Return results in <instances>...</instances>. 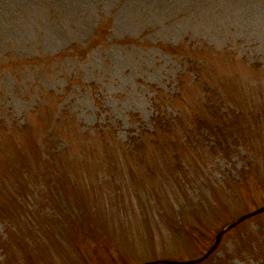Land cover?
<instances>
[{
	"label": "rangeland",
	"instance_id": "374dc122",
	"mask_svg": "<svg viewBox=\"0 0 264 264\" xmlns=\"http://www.w3.org/2000/svg\"><path fill=\"white\" fill-rule=\"evenodd\" d=\"M263 207L264 0H0V264L197 260ZM198 264H264V213Z\"/></svg>",
	"mask_w": 264,
	"mask_h": 264
},
{
	"label": "water",
	"instance_id": "95a60500",
	"mask_svg": "<svg viewBox=\"0 0 264 264\" xmlns=\"http://www.w3.org/2000/svg\"><path fill=\"white\" fill-rule=\"evenodd\" d=\"M264 213V207L247 215L242 216L241 218H239L237 221L233 222L232 224H230L229 226H227L226 228H224L216 237L215 243L212 246V248L207 252V254L197 260H192V261H186V262H178V261H161L159 262L160 264H198L201 263L203 261H205L207 258H209L217 249V247L219 246L222 237L224 236L225 233H227L228 231H230L231 229H233L234 227H236L237 225L241 224L242 222H244L245 220H247L248 218ZM159 263H145V264H159Z\"/></svg>",
	"mask_w": 264,
	"mask_h": 264
},
{
	"label": "trees",
	"instance_id": "16d2710c",
	"mask_svg": "<svg viewBox=\"0 0 264 264\" xmlns=\"http://www.w3.org/2000/svg\"><path fill=\"white\" fill-rule=\"evenodd\" d=\"M194 76H195V75H194ZM158 113H159V112H158ZM63 114H64V113H63ZM63 114H62V115H63ZM62 115H61V116H62ZM61 116H59V118H61ZM135 139H137V138H135ZM26 189H27V187H26Z\"/></svg>",
	"mask_w": 264,
	"mask_h": 264
}]
</instances>
